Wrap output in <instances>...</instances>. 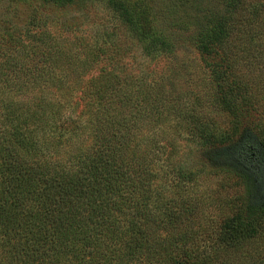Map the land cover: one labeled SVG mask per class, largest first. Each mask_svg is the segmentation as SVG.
<instances>
[{
	"label": "trees",
	"instance_id": "obj_1",
	"mask_svg": "<svg viewBox=\"0 0 264 264\" xmlns=\"http://www.w3.org/2000/svg\"><path fill=\"white\" fill-rule=\"evenodd\" d=\"M0 1V264H213L264 235L262 178L239 141L264 87V0H102L132 42L101 44L52 15L93 0ZM187 45L232 134L206 130L188 86L136 59L170 66ZM195 140L210 170L193 168ZM209 175L235 179L212 199L228 211L212 234Z\"/></svg>",
	"mask_w": 264,
	"mask_h": 264
},
{
	"label": "rangeland",
	"instance_id": "obj_2",
	"mask_svg": "<svg viewBox=\"0 0 264 264\" xmlns=\"http://www.w3.org/2000/svg\"><path fill=\"white\" fill-rule=\"evenodd\" d=\"M4 5L0 1L1 15L3 14ZM28 13L27 10L22 9L19 14L24 18ZM52 15L58 21L69 24L72 30L76 28V34L79 36L87 39L95 38L99 44L107 37L113 39L118 37L124 42H132L127 29L122 26L118 17L102 0L86 1L83 6L78 5L76 8L55 11ZM124 46L131 47L130 44L127 45L125 43ZM132 54L138 55V47L132 50ZM173 57L169 59L172 62L170 66L165 64L164 59L159 61L142 60L139 57L136 59L138 62H144L148 68L154 67L156 70L162 68L165 74H171L179 90H183L188 86L185 89H189L187 99L191 102L193 117L195 119L200 118L201 122L205 124L206 130L216 128L223 135L232 134L231 130L233 128L231 129L232 119L230 115L213 108L212 100L216 97L217 88L211 71L204 64V55L194 47L187 45L178 50ZM257 86L260 87L259 94L249 99L253 115L252 130L250 134H241L239 141L243 146V150L251 152V161L254 160L256 162L253 164L258 167L257 176L262 178H259L262 182L260 194L264 196V87L261 83ZM233 133H235L234 137L237 138L240 132L237 130ZM197 142L198 140H195L188 145L191 149V164L196 170H200L202 167L205 170H210L213 164L210 163L206 155L209 149L201 147ZM223 161V158L218 160L220 163H223ZM209 176L210 178L204 183L198 182L197 188L205 192V197L208 200L209 218L210 220L213 219L208 227L210 229L209 234H212L211 232L215 230L216 224L214 219L218 220L228 213L224 203L217 204L212 199L215 196H220L226 202V198L233 194L235 179L221 175L216 177L213 175ZM213 264H264V235L261 238L244 240L234 247L226 248L213 261Z\"/></svg>",
	"mask_w": 264,
	"mask_h": 264
}]
</instances>
